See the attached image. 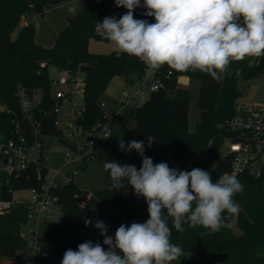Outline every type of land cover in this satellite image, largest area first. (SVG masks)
Wrapping results in <instances>:
<instances>
[{
	"label": "trees",
	"instance_id": "1",
	"mask_svg": "<svg viewBox=\"0 0 264 264\" xmlns=\"http://www.w3.org/2000/svg\"><path fill=\"white\" fill-rule=\"evenodd\" d=\"M65 1L0 0V104L18 110L15 94L19 87L41 89L50 101L53 79L50 68L54 67L63 74H76L82 67H87L82 75L84 113L81 123L85 129H91L102 116L101 99L113 78L125 76L131 85L142 79L148 66L122 52H90L92 38L107 40L98 23L106 17L118 20L127 12L126 8L117 7L115 0H85V9L67 20L66 27L50 49L36 43L37 29L33 23L22 26L16 38L12 37L25 14L42 16L47 7ZM253 58L230 65L219 82L206 73L179 72L163 66L160 69L162 88L152 93L144 104L135 107L131 138L123 139L116 129L103 143L108 161L134 165L139 170L142 158L136 150L124 152L119 148L120 140L126 147L128 142L136 140L144 142V155L152 158L154 164L165 162L170 168L181 171L200 168L209 172L212 181L229 171V160L220 158L229 137L224 125L236 115L243 95L239 84L264 74V59L257 65L252 64ZM181 77L200 81L198 106L201 113L193 130L189 121L190 92L179 86ZM50 131L57 132L52 128ZM148 136L155 138L150 148ZM237 179L244 190L233 197L240 206L239 214H225V223L230 227L212 233L200 226L190 228L184 224L185 230L180 232L172 227L171 218H168V225L172 228L171 241L187 256L185 260L172 264H264V170L259 177L245 172ZM106 181V188L95 192L81 190L76 184L56 191L61 217L39 237V253L33 264H61L66 250H78V245L86 241L99 242L107 251L104 236L95 228L98 221H102L107 226V234L114 237L121 224L130 226L133 222L148 220L146 200L135 195L127 181L123 188L109 190L108 171ZM31 186L25 176L18 179L0 176V198L11 200L15 192ZM27 216L24 206L0 214V264L1 259L14 258L30 250L29 242L21 237ZM234 220L241 232L239 235L234 231ZM116 251L119 254V250Z\"/></svg>",
	"mask_w": 264,
	"mask_h": 264
},
{
	"label": "clouds",
	"instance_id": "2",
	"mask_svg": "<svg viewBox=\"0 0 264 264\" xmlns=\"http://www.w3.org/2000/svg\"><path fill=\"white\" fill-rule=\"evenodd\" d=\"M115 4L127 12L118 20L106 17L99 22L101 34L120 52L153 70L167 66L179 72L199 71L219 82L232 63L264 57V0H143L144 15L154 17V23L134 18L141 0H115ZM68 11L75 14L77 6ZM154 140L148 136L149 148ZM119 148L136 150L142 167L106 161L109 190H119L127 181L135 195L146 200L149 218L145 223L121 224L114 237L98 221L95 228L108 250L99 242L86 241L78 250H66L61 264H170L181 250L171 241L168 218L180 232L188 224L214 233L230 227L225 214H239L233 197L244 186L236 176L224 174L213 182L209 172L200 168L181 171L165 162L154 164L144 155L143 141L132 140L126 147L120 140Z\"/></svg>",
	"mask_w": 264,
	"mask_h": 264
},
{
	"label": "built area",
	"instance_id": "3",
	"mask_svg": "<svg viewBox=\"0 0 264 264\" xmlns=\"http://www.w3.org/2000/svg\"><path fill=\"white\" fill-rule=\"evenodd\" d=\"M145 12L141 5L135 9L134 18L154 23V17L144 15ZM263 59L254 57L252 64L259 65ZM160 69L147 67L138 91L132 95L125 93L113 106L101 102L102 116L91 129H85L81 123L84 105L74 104V87L84 86L80 70L76 74H62L58 79H52V85L71 90L56 93L51 90L50 101L41 89L19 87L15 94L18 110L0 104V176L16 179L25 176L32 183L31 187L17 191H28V197L0 198L1 215L19 206L27 209L26 223H30L33 229L30 233L21 232L30 247L27 253L20 255L23 264H33L39 253V237L45 234L41 228L49 224L53 208L59 206L56 191L75 184L78 173L96 159V147L110 139L113 122L125 109L144 104L152 93L162 88ZM50 128L57 132L50 131ZM224 129L229 137L223 145L228 149L223 159L229 160L230 169L213 182L224 174L237 177L249 172L259 177L264 170V107L239 104L236 115L224 125ZM47 139H57L67 146L59 169L52 168Z\"/></svg>",
	"mask_w": 264,
	"mask_h": 264
},
{
	"label": "rangeland",
	"instance_id": "4",
	"mask_svg": "<svg viewBox=\"0 0 264 264\" xmlns=\"http://www.w3.org/2000/svg\"><path fill=\"white\" fill-rule=\"evenodd\" d=\"M76 5L77 11L75 14L70 13L68 8ZM86 7L85 0H66L65 2L57 6H49L45 9L42 16L34 13H27L23 16L21 23L27 24L33 23L37 29L35 35V41L38 45L45 48H52L57 40L59 33L66 27L67 20L74 17L79 12H82ZM21 25L15 30L12 37L16 38ZM89 50L94 54H110L112 52H120L114 43L109 40H101L92 38L89 42ZM50 74L53 79H58L63 73L56 68H50ZM84 73H82L83 75ZM179 86L187 89L190 92V107H189V121L190 129H195L197 121L200 119V109L198 106V96L200 90V81L193 78L181 77L179 79ZM140 88V81H135L133 84L126 82L125 76H116L113 78L109 86L107 87L101 102L105 103L108 107L114 105L115 101H121L123 95L128 93L134 94ZM239 88L242 92V97L239 100L241 106H261L264 107V75L255 76L247 81H242L239 84ZM58 90H65L69 92V87L61 88L56 84L52 85V93H56ZM74 104L76 106H83V86L74 87ZM148 97V95H146ZM140 105V104H139ZM136 106H131L125 109L117 117V126L121 133V137L125 140L130 139L135 127L134 110ZM117 129V130H118ZM49 155L52 158V168L59 169L62 167L65 153L67 152V146L57 139H47ZM228 153L226 147H222L220 158L223 159L224 154ZM96 159L84 170L80 171L75 179L78 187L88 192H95L106 188V171L103 167L104 163L108 161L103 145H99L95 149ZM216 179V178H215ZM28 191L16 192L15 198L28 197ZM61 217V208L59 206L54 207L52 215L48 225L42 226L41 231H49L51 223L58 222ZM234 231L237 235L241 232L236 227V220L233 221ZM30 223H26L23 227V231L30 233L32 231ZM179 248V247H178ZM181 250V249H180ZM187 258L186 254L182 251L180 255L173 260L178 263ZM24 259L20 256H16L10 259H1V264H23Z\"/></svg>",
	"mask_w": 264,
	"mask_h": 264
},
{
	"label": "crops",
	"instance_id": "5",
	"mask_svg": "<svg viewBox=\"0 0 264 264\" xmlns=\"http://www.w3.org/2000/svg\"><path fill=\"white\" fill-rule=\"evenodd\" d=\"M21 27L22 26H24V25H27V23L26 22H22L21 24ZM117 118L115 119V121L113 122V131H115L116 129H118V126H117ZM76 184V186L78 187V185H77V183H75ZM79 189H81L80 187H78ZM81 190H83V189H81ZM86 191V190H85Z\"/></svg>",
	"mask_w": 264,
	"mask_h": 264
},
{
	"label": "water",
	"instance_id": "6",
	"mask_svg": "<svg viewBox=\"0 0 264 264\" xmlns=\"http://www.w3.org/2000/svg\"><path fill=\"white\" fill-rule=\"evenodd\" d=\"M87 70H88L87 67H82V68L80 69L81 73H85ZM187 151H188L191 155H194L193 153H191L190 150L187 149Z\"/></svg>",
	"mask_w": 264,
	"mask_h": 264
}]
</instances>
